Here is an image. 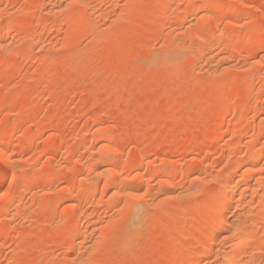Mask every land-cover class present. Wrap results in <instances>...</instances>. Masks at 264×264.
<instances>
[{
	"label": "rangeland",
	"instance_id": "1",
	"mask_svg": "<svg viewBox=\"0 0 264 264\" xmlns=\"http://www.w3.org/2000/svg\"><path fill=\"white\" fill-rule=\"evenodd\" d=\"M1 8L0 264H190L234 173L225 240L200 263L264 264V0ZM125 203L146 210L138 229Z\"/></svg>",
	"mask_w": 264,
	"mask_h": 264
},
{
	"label": "bare ground",
	"instance_id": "2",
	"mask_svg": "<svg viewBox=\"0 0 264 264\" xmlns=\"http://www.w3.org/2000/svg\"><path fill=\"white\" fill-rule=\"evenodd\" d=\"M166 2H168V1H166ZM166 8H168V7H166ZM2 9V8H1ZM5 9V8H4ZM165 9V8H164ZM192 9V8H191ZM5 11H7V10H5ZM192 11H194V10H192ZM196 12V11H195ZM6 12H4V10L2 9L1 11H0V16H3V17H5L4 16V14H5ZM194 13V12H193ZM193 13H190V15L192 14L193 15ZM7 14V13H6ZM5 19V18H4ZM193 23V22H192ZM189 24H191V23H189ZM192 25V24H191ZM1 29V28H0ZM216 30V29H215ZM214 30V31H215ZM217 31V30H216ZM216 33V32H215ZM219 33V32H218ZM217 33V34H218ZM213 34V33H212ZM212 37V36H211ZM214 37H215V34H214ZM214 37H212L213 39H214ZM216 38V37H215ZM213 39H210V43H212L213 44ZM217 39V38H216ZM203 41V42H202ZM201 42L203 43V45L205 46V44H204V40H202ZM206 41V40H205ZM214 41H215V39H214ZM207 42V41H206ZM208 43V42H207ZM209 43V44H210ZM216 43V42H215ZM214 43V44H215ZM8 44V43H7ZM7 44L6 45H4V44H1L2 45V47H4V49L6 48V46H7ZM201 46H202V44H201ZM199 49V48H198ZM3 50V49H2ZM6 50V49H5ZM199 50H201V49H199ZM197 51L198 53L200 52V51ZM195 52V51H194ZM203 52V51H202ZM196 53V52H195ZM192 54H194V53H192ZM204 58V57H203ZM213 70V69H212ZM215 70V69H214ZM211 72V71H210ZM248 80V79H247ZM248 82V83H247ZM250 81L248 80V81H244L243 82V84L245 83V85H248V84H250L249 83ZM247 83V84H246ZM89 133V131L88 130H84L83 131V133H81V135L80 136H82V138H84V137H86V135ZM234 134L236 133V132H233ZM234 136V135H233ZM237 136V135H236ZM236 136H234L235 138H236ZM100 140H101V138H99ZM98 139V140H99ZM214 139H216V136H214V137H212L210 140H214ZM96 141V140H95ZM100 142V141H99ZM105 152H106V150H105ZM108 152V151H107ZM255 152H257V151H255ZM123 153V152H122ZM122 153L121 152H118L117 153V155H115V156H110V153L109 154H106L105 155V157H100L99 159H97V163L98 164H102L104 161H107V160H110L111 162H116V161H118V160H120V158H121V156H122ZM258 153V152H257ZM254 154V155H256V157L254 156V158H256L257 160H259V159H261L262 157H263V154ZM0 156L2 157V164H5L7 161H9V154H8V152H7V150L6 149H2L1 151H0ZM262 156V157H261ZM259 158V159H258ZM83 160V159H82ZM81 161V160H80ZM108 163V162H107ZM79 164V163H78ZM80 165V164H79ZM103 165V164H102ZM101 165V166H102ZM240 165V164H239ZM81 166V165H80ZM84 165H82V167H83ZM98 166V165H97ZM100 166V165H99ZM100 166V167H101ZM75 168H76V165L74 166ZM192 167V166H191ZM72 169V168H71ZM77 169V168H76ZM76 169H73V170H76ZM79 169V168H78ZM81 169V168H80ZM79 169V170H80ZM155 169H157V167L155 168ZM168 169V168H167ZM170 169V168H169ZM192 169V168H191ZM150 170V169H149ZM151 171V170H150ZM77 171H75V173H76ZM167 172H169V170H166V173ZM73 174H74V172H73ZM104 174V173H103ZM23 176H25V175H23ZM23 176H22V178H23ZM232 177H229V179L228 180H224L222 177L221 178H219L218 179V184H217V186H216V190H215V192L211 195V196H209L208 198H207V200H206V204H205V207L208 209V211H209V217H208V221H207V224L205 225V227H204V229L203 230H201V232L202 233H200L201 234V238L203 237V243L201 244V247L202 248H200V249H198V250H200V251H198L197 249V251H192V253H191V262H190V264H199L200 263V261L201 260H203L205 257H207V256H209L212 252H213V250L217 247V245H216V241L223 235V233L225 232V230L230 226L229 225V223L227 224V220H226V218L225 219H223L222 218V215H224V214H226L230 209L232 210L233 209V206H234V195H236V194H234V192L235 191H237L240 187H242V185H244V183H246V176L245 175H239L238 173H234V175H231ZM245 176V177H244ZM112 177V176H111ZM110 176H109V174H108V177L106 178V179H108L109 181H110V184L112 183L113 185L112 186H110V187H112L113 189H116L117 188V190H118V188H120V190H122L123 191V193L125 192L127 195H132L133 193H129L128 191H127V189L128 188H131L132 186H134L135 184H136V182H137V179L136 178H132V177H126V178H123V179H121V180H115V179H113V178H111ZM139 177V176H138ZM183 177V176H182ZM30 180V176L28 175V176H25L22 180V183H25V181L26 180ZM226 179V178H225ZM106 182H109V181H107V180H105ZM138 183V182H137ZM17 185H15V187H16ZM175 186V185H174ZM251 186V185H250ZM14 187V190L16 189L17 191L20 189V188H15ZM179 187V186H178ZM249 188H251V187H249ZM111 189V188H110ZM112 189V190H113ZM176 189V188H175ZM178 189V188H177ZM15 190V191H16ZM21 190V189H20ZM257 190V189H256ZM255 190V191H256ZM254 191V190H253ZM19 192V191H18ZM114 192V191H113ZM117 192V191H116ZM176 192V191H175ZM15 193H17V192H15ZM111 194H112V192H111ZM116 194V193H115ZM134 196H136V195H134ZM138 196V195H137ZM136 196V197H137ZM113 198V197H112ZM159 199V198H158ZM162 199V198H161ZM160 200V199H159ZM161 201L162 200H160V203H161ZM154 202V201H153ZM158 202V201H157ZM154 203H156V202H154ZM159 203V204H160ZM131 204V203H130ZM129 204V205H130ZM125 205H126V203H125ZM129 205H126V206H129ZM156 205V204H155ZM237 205V204H236ZM125 206V207H126ZM138 206H140V205H138ZM155 206H153V208H154ZM127 208H131L130 209V220L128 219V221H130V225L132 226V228H134L135 229V227L138 229V227L139 226H137V225H139L140 223H142L141 225H143V222L145 221V219L147 218L146 217V215L144 214L145 212L144 211H146V210H144L143 211V209H142V207H137V206H135V207H127ZM127 208H125V209H127ZM148 208V207H147ZM129 209H127V210H129ZM144 209H146L145 207H144ZM151 210V209H150ZM151 212V211H150ZM129 213V212H128ZM148 213V212H147ZM228 214V213H227ZM243 215V214H242ZM143 216L144 217H146L145 219H144V221H141L142 220V218H143ZM147 216H148V214H147ZM222 218V219H221ZM238 219V218H237ZM239 219H241V217L239 218ZM225 220L227 221L226 223H225ZM149 221V220H148ZM242 221V220H241ZM242 223V222H241ZM235 224V223H234ZM233 224V225H234ZM130 225H129V227L128 228H130ZM146 225V224H145ZM227 225H229L228 227H227ZM142 227V226H141ZM232 227H234V226H232ZM236 227V226H235ZM127 228V229H128ZM231 228V227H230ZM237 228V227H236ZM133 229V230H134ZM235 229V228H234ZM233 229V230H234ZM239 229V228H238ZM132 230V231H133ZM228 230V229H227ZM232 230V229H231ZM129 231H130V229H129ZM128 231V233H130ZM137 231V230H136ZM235 231H237V230H235ZM239 231V230H238ZM125 232H127V230L125 231ZM138 232V231H137ZM135 233V232H134ZM237 233V232H236ZM239 233V232H238ZM126 235V234H125ZM130 235V234H129ZM128 236V235H127ZM237 236H239V234L237 235ZM236 236V237H237ZM130 237V236H129ZM243 237V236H242ZM222 238L224 239V235L222 236ZM129 239V238H128ZM127 239V240H128ZM210 239L212 240V243L211 242H209L210 241ZM241 239V238H240ZM126 240V239H125ZM225 240V239H224ZM222 241V240H221ZM202 242V241H201ZM220 242V241H219ZM223 242V241H222ZM127 243V242H126ZM210 243V244H209ZM221 243V242H220ZM220 243H219V246H220ZM264 245V244H263ZM218 249V248H217ZM184 253H187V252H184ZM263 253V252H262ZM260 254V253H259ZM209 257H211V255L209 256ZM177 262V261H176ZM182 263V262H181ZM176 264V263H175ZM178 264H180V263H178ZM201 264V263H200Z\"/></svg>",
	"mask_w": 264,
	"mask_h": 264
}]
</instances>
